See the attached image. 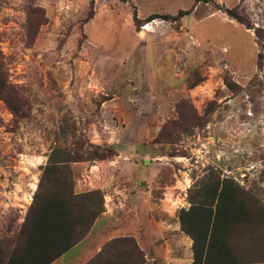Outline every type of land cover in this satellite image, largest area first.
I'll list each match as a JSON object with an SVG mask.
<instances>
[{"label":"rangeland","instance_id":"rangeland-1","mask_svg":"<svg viewBox=\"0 0 264 264\" xmlns=\"http://www.w3.org/2000/svg\"><path fill=\"white\" fill-rule=\"evenodd\" d=\"M0 64V243L55 150L125 230L89 264L145 263L132 236L172 234L210 172L264 210V0H0ZM241 241L264 264V221Z\"/></svg>","mask_w":264,"mask_h":264},{"label":"trees","instance_id":"trees-1","mask_svg":"<svg viewBox=\"0 0 264 264\" xmlns=\"http://www.w3.org/2000/svg\"><path fill=\"white\" fill-rule=\"evenodd\" d=\"M224 13L243 24L231 10ZM155 19L175 20L151 15L146 23ZM7 91L0 64V101H5ZM70 162L62 151L55 150L48 156L17 236L0 243V264H51L83 240L104 212L98 191L74 192ZM187 202L189 207L178 212V221L180 231L192 241L191 264H248L240 250L241 239L264 221L258 201L232 180L210 172L187 191ZM93 264L131 263L120 260Z\"/></svg>","mask_w":264,"mask_h":264},{"label":"crops","instance_id":"crops-1","mask_svg":"<svg viewBox=\"0 0 264 264\" xmlns=\"http://www.w3.org/2000/svg\"><path fill=\"white\" fill-rule=\"evenodd\" d=\"M108 215V212L104 211L95 220L85 238L51 264H89V260L102 252L104 245L102 240L105 236H107V242L125 238V230L118 229V226L110 224V220L107 218ZM132 240L137 251L142 254L145 260L143 264H148L155 259L160 260L162 264H191L192 262V241L180 231L179 226L173 229L170 235L161 234L150 237L147 234H140L139 236H132ZM74 252L75 254L67 259V256Z\"/></svg>","mask_w":264,"mask_h":264},{"label":"bare ground","instance_id":"bare-ground-1","mask_svg":"<svg viewBox=\"0 0 264 264\" xmlns=\"http://www.w3.org/2000/svg\"><path fill=\"white\" fill-rule=\"evenodd\" d=\"M144 29H147V26Z\"/></svg>","mask_w":264,"mask_h":264}]
</instances>
